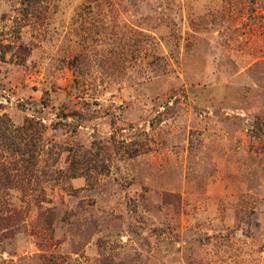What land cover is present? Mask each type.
Returning <instances> with one entry per match:
<instances>
[{
	"label": "rangeland",
	"instance_id": "rangeland-1",
	"mask_svg": "<svg viewBox=\"0 0 264 264\" xmlns=\"http://www.w3.org/2000/svg\"><path fill=\"white\" fill-rule=\"evenodd\" d=\"M0 264H264V0H0Z\"/></svg>",
	"mask_w": 264,
	"mask_h": 264
}]
</instances>
